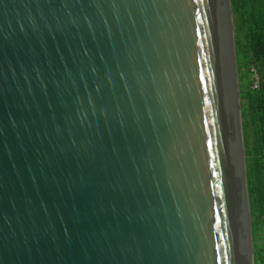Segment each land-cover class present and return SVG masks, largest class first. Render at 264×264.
I'll list each match as a JSON object with an SVG mask.
<instances>
[{
  "label": "water",
  "instance_id": "1",
  "mask_svg": "<svg viewBox=\"0 0 264 264\" xmlns=\"http://www.w3.org/2000/svg\"><path fill=\"white\" fill-rule=\"evenodd\" d=\"M230 0H0V264H254Z\"/></svg>",
  "mask_w": 264,
  "mask_h": 264
},
{
  "label": "trees",
  "instance_id": "2",
  "mask_svg": "<svg viewBox=\"0 0 264 264\" xmlns=\"http://www.w3.org/2000/svg\"><path fill=\"white\" fill-rule=\"evenodd\" d=\"M230 6L242 135L244 138V128L252 135L251 149H243L254 264H264V0H230ZM253 68L260 78L258 88L252 87Z\"/></svg>",
  "mask_w": 264,
  "mask_h": 264
},
{
  "label": "rangeland",
  "instance_id": "3",
  "mask_svg": "<svg viewBox=\"0 0 264 264\" xmlns=\"http://www.w3.org/2000/svg\"><path fill=\"white\" fill-rule=\"evenodd\" d=\"M239 97H240V95H239ZM240 118H241V105H240ZM241 132H242V125H241ZM251 137H252V135L249 132V130L244 128V138H243V135H242V139H243L242 142H243V145H244L243 148H245L246 151H248L252 147ZM249 162H250L249 157H246V166L249 165ZM259 247H260V241H259Z\"/></svg>",
  "mask_w": 264,
  "mask_h": 264
},
{
  "label": "built area",
  "instance_id": "4",
  "mask_svg": "<svg viewBox=\"0 0 264 264\" xmlns=\"http://www.w3.org/2000/svg\"><path fill=\"white\" fill-rule=\"evenodd\" d=\"M260 86V78L257 73V71L253 68V82H252V87L253 88H258Z\"/></svg>",
  "mask_w": 264,
  "mask_h": 264
}]
</instances>
